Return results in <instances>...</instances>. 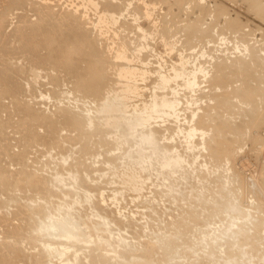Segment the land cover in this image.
<instances>
[{
    "label": "rangeland",
    "instance_id": "obj_1",
    "mask_svg": "<svg viewBox=\"0 0 264 264\" xmlns=\"http://www.w3.org/2000/svg\"><path fill=\"white\" fill-rule=\"evenodd\" d=\"M93 2L95 3L93 4ZM88 6H90V9ZM84 9H86V11ZM135 25L138 26L136 27ZM246 35L248 37H246ZM241 38L249 41V44L246 40L245 42ZM243 44L247 45V47L249 48H247ZM250 48L258 50H250ZM261 49L263 50V52ZM249 51H251L252 53L255 52V56L254 54L252 55V53H250ZM225 52H227L228 54ZM241 52H246L245 56L247 55L250 60L252 59L251 57L254 56L253 58L255 59H252L254 61H247L249 59H246L247 56L243 57L244 53L242 54L243 56H240ZM128 53L130 56H127ZM238 56L239 58H237ZM263 56L264 0H0V217L1 219L3 217L6 218L2 220L0 219V248L2 247V250L0 249V254L4 252L1 255L4 257L6 255V252L10 253L6 255L8 258L6 256L4 257L6 259H2V257L0 256V258L2 259H0V264H10V261L12 262L11 264H16V261L14 260L12 254H14V257L17 255L15 259L19 260H17L18 264L23 260L21 262L22 264L25 260H27V257L25 258V256H27L30 251L34 255H32L31 253V255H28V260L25 262L26 264H31L33 262V264H37V260L39 262L38 264L42 262H46L47 264L48 261L49 264H64V262H66L65 264H83V262L84 264H90V262L91 264H93L92 262L96 261L97 254L98 258L100 255L102 256V254H104L102 257L103 260H101V257L99 259V261L101 260L103 264L105 262V264H109L110 262H114L115 264V260H117V262L119 261L118 258H120V262H122L123 264H133V262L134 264H137L135 263V260L137 262L138 256L140 254L141 258H139L140 260H138V264H142V261L143 264H152L153 262V264H158V262H161L159 264H204V262L205 264H222V258L227 256L225 253L231 251L229 248H226L225 243V241L228 242L229 240H232V227L231 225H229V223L235 217L234 214H236V212L231 211V207L234 205V202H236L235 204H237L238 206L240 204V200V207H246V205H249L252 197V193L249 187L251 186V184H249V181H253L254 179L252 180V178H256L255 173L257 172L256 175H258L260 171L262 172H260L261 177L264 178V141L262 143L260 142V140H264L263 120L258 118L259 121H256V124L259 126V128L258 126L254 125L252 126L251 130L253 129V127L255 128V130L253 129L252 132L250 131V124H252L250 122H252L253 115L257 111L259 114L262 111L264 112V101L262 102V100H264V97H261V95L264 96V64H262L264 62ZM228 58H230V60ZM206 59L209 61L206 62ZM238 59L241 60V64L243 65L238 64L240 63ZM128 60L131 61L129 62ZM235 60H238V65L236 64ZM242 60L252 65L248 66L246 62H244V65V63H242ZM228 61H232V64ZM112 62H114V65ZM256 62L258 64L260 63L261 65L256 64ZM116 63L120 65L118 66ZM219 64L222 66V68L225 64L229 65L228 67H230L229 69L226 65L224 66L223 70L227 68L224 75V71L221 68L223 72H221V74L223 75H221V79L217 77L220 75V72L214 71L216 69H219L217 67ZM257 65L260 70H258ZM231 66L233 69H231ZM24 67L25 69H23ZM198 67L199 69H197ZM108 69H110V72ZM200 69L202 70V72H200ZM237 69L238 73L240 72L239 75L237 72H235ZM242 69L245 71L246 69H248V73H243L244 71ZM117 70H119V74H116ZM228 70L232 72V76L230 74V71ZM134 72L136 73L135 75ZM201 73H204L206 77ZM205 73L208 75H206ZM226 73L228 74L226 75ZM194 74H197V76L195 77ZM225 75L226 77H224ZM227 76L228 79H226ZM212 77H214L215 79L217 78L218 80H216L218 82L216 80L214 81ZM192 78L195 80H192ZM209 81L213 82V84H210ZM188 82H190V84ZM181 83H183V85L185 86L183 87ZM192 83L196 84L192 85ZM126 84H129V86ZM197 85L199 87V90ZM193 86L195 87L193 88ZM130 87L131 89H128ZM188 87H190V89ZM203 87L205 88L203 89ZM218 88L222 89L218 90ZM191 90H193L194 92H192ZM236 90L249 91L250 93L258 91V93L262 92L263 94L261 93L260 95L256 92L257 95L261 98L260 99L256 96V93L255 95L253 93V97H251V99H253H250V102L253 101V110L256 109V112L253 111L254 113H252L249 110H243V117H241L242 113L238 115L242 119L240 118L241 122H238L240 121L239 118V120H236L239 123H237L236 125H238L239 127L237 128L235 126V129H233V131H235L234 133L239 131L243 134V136L241 134L242 137L237 141L235 140L236 143H234V146L232 147L233 153L231 152L227 154L228 161L225 160V155L224 157H222V159L220 158L221 160L217 159L216 163L214 161H216V153L219 152V145L217 143L218 146L216 145V148L214 149L216 152H212V147L214 146V141L216 139V136L213 137V132L216 128L214 124L217 125L218 121L223 118L222 115H226L227 111L229 112V110L232 109L231 107H233L231 106L232 104L230 105V103V106L224 104V106L217 107V99L219 98L220 100H224V96L229 97V94L232 95V93ZM168 92L169 95L167 94ZM124 93L127 94V96L124 95ZM222 93H225L227 95L224 94V96L222 97ZM219 94L222 98L219 97ZM192 97L194 98L192 99ZM213 97L216 98L214 99ZM203 98L204 100L205 98L207 99L204 101ZM254 98L259 101V105L257 101V104H253L255 103ZM155 99L157 101L159 100L160 102L154 101ZM165 99H167L168 102ZM172 100L174 102H178L180 100V103H174ZM189 100L190 102H188ZM155 102L161 103L160 107H157L155 105ZM107 103L109 104V106L107 105ZM168 103H170L171 105H168ZM262 103L263 105H260ZM172 104H174V106ZM176 104L177 106L179 105L178 107L181 109H179ZM233 104L236 105L235 102ZM139 107L140 110L138 109ZM197 107L200 110H198ZM223 107L228 110H223L225 109ZM261 107L263 110L261 109ZM162 108L164 109V111ZM116 109L118 112H116ZM167 109L169 113L167 112ZM259 109L261 110L259 111ZM89 110L90 112H88ZM176 110L179 111L177 112ZM130 111L131 114L129 115ZM194 111L196 113L193 114ZM197 111H199V113H197ZM218 112H222V114L220 115L222 118L219 117ZM245 112L250 116H246ZM148 113L150 114L148 115ZM262 114V117L264 118V113ZM262 114H260V117ZM173 115L175 117H178L175 118ZM193 116L195 119L193 118ZM67 117L69 118L67 119ZM132 119L133 121L131 122ZM143 120L145 124H143ZM189 120H192V123ZM260 120L262 124H260ZM138 123H140V125ZM188 124L191 126H189ZM193 124L197 130H195ZM245 124L247 126V129L249 128L247 131V133H249V136L247 134V136L244 135L246 128ZM240 127L244 129L242 130ZM183 128H185V133ZM148 129L150 130L147 132ZM181 129L183 131H181ZM239 129H241L242 131ZM259 129H261L262 131ZM151 131L154 132V135ZM146 132L153 137L149 136ZM181 132L184 134H182ZM207 132H210V136ZM186 133H189V135H187ZM143 134L144 138H142ZM201 134L204 135L202 136ZM207 135L211 137V139H208ZM257 135H260L261 138L257 137ZM183 136L185 137L183 138ZM244 136L247 140L248 137L249 139H253L252 141H247ZM148 137H150L151 140ZM256 137L257 139L255 140L254 138ZM140 138L142 139L140 140ZM147 138L149 140H147ZM152 138H154V140ZM203 139L206 142H204ZM207 139L209 140L208 143ZM199 141L201 143H199ZM255 142L257 144H255ZM145 143H148L147 146ZM150 143L151 146L149 147ZM193 144L196 146H194ZM200 144L202 148H200ZM192 145L195 148H192ZM209 145H212V147L210 148ZM203 149H205L206 152H204ZM152 151H155V153H153ZM166 153H168L167 157ZM162 154L165 156H163ZM213 154L214 156H212ZM239 154L243 157H241ZM171 155L173 160L174 157L177 156L175 157V162L171 159ZM230 157H232L233 159ZM166 158L169 159L168 162ZM188 159L190 161H188ZM223 159L224 161H222ZM163 160L166 162H164ZM170 161L172 162V164ZM257 161L260 163L258 164ZM212 163L214 165L216 164V168ZM217 164L221 165L218 167ZM239 164H242L243 166L245 164L244 167H246L247 170ZM234 170H236V173L239 171L237 174H239L240 176L237 175V177L236 174L233 173ZM128 175L131 177H129ZM242 176L244 177V179L242 180H247L246 183L244 182L245 185L239 182L242 181ZM236 177L238 179L240 177L241 178L238 181ZM23 178L25 181L23 180ZM30 178L32 179L30 180ZM229 179L231 182L229 181ZM195 183L196 185H194ZM232 183L235 185H233ZM240 184L242 185L241 187L239 186ZM202 186L205 188H203ZM21 187L23 188L21 189ZM87 187L90 191H85L87 190ZM138 187H140V189ZM236 187L238 189L240 188L241 190H236ZM243 189H247L245 192H250L251 194L247 193V195L245 193V195H247L245 196ZM234 192H236L237 195H235ZM233 194L235 196H233ZM88 195L91 197H89ZM240 196L242 197V199ZM243 196L245 199L243 198ZM74 198L78 200L76 201ZM69 200H71V205L68 203L70 202ZM74 202H76V204ZM41 205L43 206L41 207ZM71 207L73 209H71ZM17 209L20 214L16 213V215H14ZM34 209L39 211H35ZM19 210L21 212L26 211L25 213H29L28 215L31 214L30 217L25 213H22V216H20L21 212ZM68 210L72 211L69 213ZM34 211L35 213H33ZM40 211L43 212L41 213V216L40 214H38V212L40 213ZM51 212L52 214L55 213L53 214V217ZM44 213L46 216H42ZM72 213L75 215H73ZM71 214L77 217H75L76 220ZM191 214L193 218L191 217ZM59 215L61 216V219L59 218ZM15 216H18L22 219L23 217H25L23 220H20L19 218V222L22 227L19 222L15 221L18 220V217L16 218ZM70 216L73 221L69 219ZM39 217H44L43 219H41L43 220V222H45L42 223V220H40ZM53 218L54 221L58 220V222L60 223L58 224V222L55 221V224ZM103 218H106V220ZM77 219H81L82 221H78ZM178 219L181 223V226L177 221ZM195 219H197L196 223L194 221ZM25 220L28 221L26 222ZM173 220H175L176 224H173ZM183 220L186 221L184 222ZM3 221H6V223H4ZM75 221L77 222V224H74L76 223ZM85 221H87L88 223ZM89 221H91L93 224ZM116 221H119V223H116ZM48 222L52 227L48 224ZM168 222H170V225H168ZM177 222L179 223V226ZM38 223L39 225H35ZM52 223H54V225ZM85 223H87L89 227L88 225H85ZM95 223L97 224V226L99 223L98 227L100 230H98V227ZM186 223L189 225H186ZM94 224L96 227L94 226ZM6 225L11 229L8 228V231L5 230L4 228L6 227ZM15 225L16 228H13L14 232H10V230H12V227H15ZM34 225L36 227H40L36 228ZM41 225L42 227H44L42 228ZM55 225H59L60 227H56ZM65 225L68 227L76 226V228L80 225V228L78 229L79 231L77 229H73L74 231H76L75 233L78 235V237L76 236L70 241L66 236V232L69 228L67 229ZM174 225L175 228H173ZM47 226L48 229H46V231L45 228H47ZM54 226L55 229L57 228V230L53 229ZM101 226L104 227V230L103 228L101 230ZM1 227L3 228L1 229ZM49 227L54 230V233L51 232L52 230H50ZM81 227L83 232L82 235L79 236ZM86 227L87 229H89L87 230ZM127 227L129 230L127 229ZM176 227H178V230L176 229ZM39 228L44 229H41V232L43 231L45 233H41ZM59 228L62 229V232H65L61 233V230H59ZM16 229L19 232L15 231ZM20 230L24 231L25 234ZM9 232L10 236L7 235ZM12 232L15 234L19 233V237L17 234L16 236L15 234L11 235ZM28 232H30L31 237ZM59 232L61 234H59ZM87 233H90V236L89 234L86 236ZM174 233H176V235ZM20 234H22V236H29H26L25 239L24 236L22 237ZM51 234L56 238V243L53 240L54 237ZM83 234L87 238H83ZM32 235H36L33 237V243L31 242ZM20 237H22L24 241H21ZM47 237H49L53 242H49V238ZM28 238L31 240H29ZM58 238L59 241L61 239L60 242H62V244L67 246L66 248L64 245L61 246L60 242L57 241ZM14 239L17 242H19L20 240V242L16 243ZM45 239H47V243L45 242ZM81 239H84V241H82ZM27 240H29V243H32L33 245L30 246L31 244L25 243L27 242ZM98 240H100L101 243ZM164 240L166 243L163 242ZM73 241L75 242L74 246L72 244ZM80 241H82L83 243H81ZM222 241L223 243H221ZM63 242L68 244H65ZM70 242L72 245L70 244ZM22 243L23 245H21ZM39 243H41L42 245ZM189 243L193 247H190V245H188ZM216 243L222 245L218 246V244ZM17 244H19L18 247ZM2 245L5 246V248ZM172 246H174V248ZM17 248H20L19 251H17ZM45 248H47L48 251H46L47 249ZM74 248L75 250H73ZM159 248L160 250H158ZM161 248L163 250H161ZM225 248L226 250H224ZM14 249L15 251H17L16 255L14 253ZM40 250H42L43 253H40L44 255V257H41L42 255H39ZM50 250L53 252L52 255ZM72 250H77L76 253H78L73 255V253L75 252H73ZM122 250L125 252H122ZM32 251H37L36 254H38V256H36ZM90 251L94 254L92 255ZM126 251H129L128 254L126 253ZM176 251L179 253H177ZM118 252H121V254H119ZM145 252L147 253V255L150 253L151 255L153 254V257L149 255L146 256L147 259H145ZM17 253L20 254L18 255ZM25 253H27V255H25ZM49 253L51 256L49 255ZM64 253H66L68 257ZM86 253H91V255H88ZM123 253H125V256ZM156 253L157 255H155ZM187 253L190 255L188 256ZM23 254L24 256H20ZM107 254H110L109 256H114L111 257V261L108 259L110 257ZM116 254L119 255L116 256ZM131 254L134 256H132ZM85 255H88V257L91 256L93 260L95 259V261H89L91 260V258H87ZM120 255H122V258ZM197 255L201 257L199 258ZM71 256L78 258V261L80 259V263L75 258L72 261L71 259L73 257ZM105 256L109 261L106 260ZM123 256L126 257L125 260ZM128 256V260L130 263L126 260ZM218 256H220V258ZM23 257L25 259H23ZM54 257L57 258L54 259ZM158 257L161 259H159ZM38 258L42 259L40 260ZM7 259H10L9 263ZM60 260H62V263ZM74 260L77 262L74 263ZM13 261L15 262L13 263ZM99 261L97 260V263L94 264H102L100 263L101 261ZM120 262L119 264H122Z\"/></svg>",
    "mask_w": 264,
    "mask_h": 264
},
{
    "label": "bare ground",
    "instance_id": "obj_2",
    "mask_svg": "<svg viewBox=\"0 0 264 264\" xmlns=\"http://www.w3.org/2000/svg\"><path fill=\"white\" fill-rule=\"evenodd\" d=\"M127 1H128V0H127ZM140 1H141V0H140ZM89 3H90V2H89ZM94 3H95V2H93V4H94ZM82 5H83V4H82ZM95 5H96V4H95ZM124 6H125V5H124ZM85 7H86V5H85ZM88 7H89V9H90V6H88ZM81 8H82V7H81ZM83 8H84V7H83ZM91 8H92V7H91ZM84 10L86 11V9H84ZM210 10H211V9H210ZM91 11H92V10H91ZM99 12H100V11H99ZM210 12H211V11H210ZM108 14H109V13H108ZM99 15H100V14H99ZM106 16H107V15H106ZM95 18H96V17H95ZM103 18H104V17H103ZM134 18H135V17H134ZM105 19H106V18H105ZM105 19H104V20H105ZM113 19H114V17H113ZM113 19H112V20H113ZM98 20H99V19H98ZM101 20H102V19H101ZM109 20H110V19H109ZM115 20H116V19H115ZM213 20H214V19H213ZM96 21H97V20H96ZM133 21H134V20H133ZM216 21H217V20H216ZM105 22H106V21H105ZM111 22H112V21H111ZM218 22H219V21H218ZM99 23H100V22H99ZM212 23H213V22H212ZM110 24H111V23H110ZM116 24H117V23H116ZM228 24H229V23H228ZM135 26H136V25H135ZM137 26H138V25H137ZM137 26H136V27H137ZM210 26H211V25H210ZM230 26H231V25H230ZM106 27H108V26H106ZM227 27H229V26H227ZM103 28H104V27H103ZM112 28H113V27H112ZM121 28H122V27H121ZM134 28H135V27H134ZM210 28H211V27H210ZM231 28H232V27H231ZM96 29H97V28H96ZM131 29H132V28H131ZM205 29H206V28H205ZM208 29H209V28H208ZM218 29H219V28H218ZM227 29H228V28H227ZM242 29H243V28H242ZM113 30H114V29H113ZM210 30H211V29H210ZM225 30H226V29H225ZM228 30H229V29H228ZM109 31H110V30H109ZM111 31H112V30H111ZM208 31H209V30H208ZM232 31H233V30H232ZM98 32H99V31H98ZM98 32H97V33H98ZM234 32H235V31H234ZM219 33H220V32H219ZM100 34H101V32H100ZM100 34H99V35H100ZM109 34H112V33H109ZM212 34H214V33H212ZM236 34H237V33H236ZM246 34H247V33H246ZM138 35H139V34H138ZM147 35H148V34H147ZM200 35H201V34H200ZM231 35H232V33H231ZM237 35H238V34H237ZM244 35H245V34H244ZM116 36H117V35H116ZM250 36H251V35H250ZM135 37H136V36H135ZM204 37H206V36H204ZM209 37H210V36H209ZM211 37H212V36H211ZM227 37H228V35H227ZM227 37H226V38H227ZM241 37H242V36H241ZM246 37H248V36L246 35ZM132 38H133V37H132ZM198 38H199V36H198ZM219 38H221V37H219ZM230 38H231V37H230ZM29 39H30V38H29ZM130 39H131V38H130ZM136 39H137V38H136ZM149 39H150V38H149ZM239 39H240V38H239ZM241 39H243V38H241ZM252 39H253V38H252ZM143 40H144V39H143ZM143 40H142V41H143ZM243 40H244V39H243ZM245 40H246V39H245ZM245 40H244V41H245ZM132 41H133V40H132ZM147 41H148V40H147ZM219 41H220V40H219ZM237 41H238V40H237ZM246 41H247V40H246ZM246 41H245V42H246ZM252 41H253V40H252ZM28 42H29V41H28ZM225 42H226V41H225ZM241 42H242V41H241ZM248 42H249V41H247V43H248ZM257 42H258V41H257ZM129 43H130V40H129ZM201 43H202V42H201ZM237 43H239V42H237ZM121 44H122V43H121ZM134 44H135V43H134ZM142 44H143V43H142ZM226 44H227V43H226ZM248 44H249V43H248ZM29 45H30V44H29ZM143 45H144V44H143ZM240 45H241V44H240ZM243 45H245V44H243ZM110 46H111V45H110ZM140 46H141V45H140ZM218 46H219V45H218ZM245 46L247 47V45H245ZM116 47H117V46H116ZM116 47H115V48H116ZM123 47H124V46H123ZM207 47H208V46H207ZM240 47H241V46H240ZM219 48H220V47H219ZM226 48H227V47H226ZM247 48H249V47H247ZM251 48H252V47H251ZM251 48H250V50H255V49H251ZM254 48H255V47H254ZM113 49H114V48H113ZM127 49H129V48H127ZM146 49H147V48H146ZM142 50H143V49H142ZM186 50H187V49H186ZM257 50H258V49H257ZM257 50H255V51H257ZM261 50H262V49H261ZM127 51H128V50H127ZM150 51H151V50H150ZM200 51H201V50H200ZM245 51H247V50H245ZM124 52H125V51H124ZM131 52H132V51H131ZM205 52H206V51H205ZM227 52H228V51H227ZM227 52H225V53H227ZM249 52L252 53L251 51H249ZM260 52H261V51H260ZM260 52H259V53H260ZM262 52H263V50H262ZM110 53H111V52H110ZM112 53H113V52H112ZM120 53H122V52H120ZM139 53H140V52H139ZM157 53H158V52H157ZM203 53H204V52H203ZM220 53H221V52H220ZM220 53H219V54H220ZM237 53H238V52H237ZM243 53H244V52H241L240 56H243V55H242ZM254 53H255V52H254ZM254 53H252V55H253ZM117 54H118V53H117ZM154 54H155V53H154ZM198 54H199V53H198ZM227 54H228V53H227ZM227 54H226V55H227ZM245 54H246V52L244 53V56H243V57H246V56H247V55L245 56ZM248 54H249V53H248ZM122 55H123V54H122ZM138 55H139V54H138ZM212 55H213V54H212ZM233 55H234V54H233ZM250 55H251V54H250ZM250 55H249V56H250ZM113 56H114V55H113ZM127 56H130L129 53H128ZM224 56H225V55H224ZM254 56H255V54H254ZM254 56H253V57H254ZM257 56H258V55H257ZM124 57H125V56H124ZM132 57H133V56H132ZM139 57H140V56H139ZM144 57H145V56H144ZM213 57H214V56H213ZM253 57H251V58H252V59H255V58H253ZM260 57H261V56H260ZM263 57H264V56H263ZM115 58H116V56H115ZM119 58H120V55H119ZM146 58H147V57H146ZM192 58H193V57H192ZM192 58H191V59H192ZM221 58H222V57H221ZM224 58H225V57H224ZM230 58H231V57H230ZM230 58H228V59L230 60ZM237 58H239V56H238ZM237 58H235V59H237ZM247 58H248V56L246 57V59H247ZM257 58H258V57H257ZM117 59H118V58H117ZM136 59H137V58H136ZM240 59H241V58H240ZM248 59H249V58H248ZM252 59H251V60H252ZM204 60H205V59H204ZM214 60H215V59H214ZM216 60H217V59H216ZM221 60H222V59H221ZM232 60H234V59H232ZM238 60H239V59H238ZM238 60H235V61H236V64H237ZM251 60L249 59V60H247V61H251ZM128 61H129V60H128ZM130 61H131V60H130ZM130 61H129V62H130ZM208 61H209V60L206 59V62H208ZM239 61H240V63H238V64L243 65V64H241V60H239ZM242 61H243V60H242ZM252 61H254V60H252ZM260 61H262V60H260ZM8 62H9V61H8ZM13 62H14V61H13ZM134 62H135V61H134ZM160 62H162V61H160ZM180 62H181V61H180ZM204 62H205V61H204ZM228 62L232 64V61H231V62L228 61ZM228 62H226V63H228ZM244 62H246V61H243L242 63H244ZM257 62H258V60H257ZM257 62H256V64H258ZM11 63H12V62H11ZM112 63H113V65H114V62H112ZM249 63H251V62H249ZM261 63H262V62H261ZM116 64H117V63H116ZM116 64H115V65H116ZM123 64H124V63H123ZM132 64H133V63H132ZM154 64H155V63H154ZM209 64H210V63H209ZM231 64H230V65H231ZM234 64H235V63H234ZM238 64H237V65H238ZM246 64H248V63L246 62ZM262 64H264V62H263ZM11 65H12V64H11ZM15 65H16V64H15ZM113 65H112V66H113ZM117 65L119 66L120 64H117ZM125 65H126V64H125ZM125 65H124V66H125ZM135 65H136V64H135ZM201 65H202V64H201ZM210 65H211V64H210ZM225 65H226V64H225ZM225 65H224V66H225ZM237 65H236V66H237ZM240 65H239V66H240ZM244 65H245V63H244ZM249 65H252V64H248V66H249ZM258 65H261V64L259 63ZM258 65H257V68H258ZM121 66H122V65H121ZM121 66H120V67H121ZM216 66H217V65H216ZM224 66H223V68H224ZM226 66L228 67L229 65H226ZM233 66H234V65H233ZM236 66H235V68H236ZM262 66H263V65H262ZM32 67H33V66H32ZM126 67H127V66H126ZM138 67H139V66H138ZM217 67H218L219 69H218V70L216 69V70H214V71H219V72H220V75H219V76H217L218 74L216 73V74H217L216 76L220 78V77H222V76L225 74V72H226L225 70H227V68H225V70H223V68H222V66H221L220 64H219ZM131 68H132V67H131ZM142 68H143V67H142ZM221 68H222V70L224 71V73L222 72ZM228 68L230 69V67H228ZM243 68H245V67H243ZM255 68H256V66H255ZM23 69H25V67H24ZM125 69H126V68H125ZM186 69H187V68H186ZM195 69H196V68H195ZM195 69H194V70H195ZM197 69H199V67H198ZM231 69H233L232 66H231ZM250 69H251V67H250ZM34 70H35V69H34ZM108 70H109V72H110V69H108ZM119 70H120V69H119ZM119 70H117L116 74H119V73H118ZM171 70H172V69H171ZM203 70H204V69H203ZM240 70H241V69H240ZM242 70H243V69H242ZM258 70H260V69L258 68ZM262 70H263V69H262ZM262 70H261V71H262ZM32 71H33V70H32ZM130 71H131V69H130ZM196 71H198V70H196ZM228 71H230V70H228ZM243 71H244V72H243ZM243 71H242L243 73H246V72L248 71V69H246V71H245V70H243ZM20 72H21V71H20ZM24 72H25V71H24ZM28 72H29V71H28ZM34 72H35V71H34ZM175 72H176V71H175ZM184 72H185V71H184ZM200 72H202L201 69H200ZM203 72H204V71H203ZM219 72H218V73H219ZM221 72L223 73V75L221 74ZM233 72H234V70H233ZM235 72L238 73V69H237ZM37 73H38V72H37ZM120 73H121V71H120ZM131 73H132V72H131ZM181 73H182V72H181ZM194 73H195V72H194ZM209 73H210V72H209ZM239 73H240V72H239ZM239 73H238V75H239ZM247 73H248V72H247ZM38 74H39V73H38ZM124 74H125V73H124ZM135 74H136V73L134 72V75H135ZM138 74H139V73H138ZM138 74H137V75H138ZM140 74H141V72H140ZM174 74H175V73H174ZM185 74H186V73H185ZM185 74H184V75H185ZM188 74H189V73H188ZM192 74H193V73H192ZM201 74H202V73H201ZM205 74H206V73H205ZM227 74H228V73H226V75H227ZM230 74H231V76L233 75L231 71H230ZM30 75H31V74H30ZM134 75H133V76H134ZM145 75H146V74H145ZM172 75H173V74H172ZM184 75H183V76H184ZM186 75H187V74H186ZM194 75H195V77L197 76V74H194ZM202 75H204V73H203ZM206 75H208V74H206ZM221 75H222V76H221ZM226 75H225L224 77H226ZM241 75H242V74H241ZM241 75H240V76H241ZM243 75H244V74H243ZM247 75H249V74H247ZM247 75H246V76H247ZM35 76H36V75H35ZM116 76H117V75H116ZM120 76H121V75H120ZM127 76H128V75H127ZM142 76H143V75H142ZM165 76H167V75H165ZM177 76H179V75H177ZM177 76H176V78H177ZM180 76H181V74H180ZM188 76H190V75H188ZM204 76H205V75H204ZM204 76H203V77H204ZM212 76H214V75H212ZM216 76H215V77H216ZM244 76H245V75H244ZM253 76H254V75H253ZM255 76H256V74H255ZM257 76H258V75H257ZM30 77H31V76H30ZM121 77H122V76H121ZM129 77H130V76H129ZM160 77H161V76H160ZM205 77H206V76H205ZM233 77H234V76H233ZM33 78H34V77H33ZM118 78H119V77H118ZM131 78H132V77H131ZM133 78H134V77H133ZM140 78H141V77H140ZM161 78H162V77H161ZM165 78H166V77H165ZM171 78H172V77H171ZM171 78H170V79H171ZM174 78H175V77H174ZM183 78H184V77H183ZM183 78H182V79H183ZM186 78H187V77H186ZM250 78H251V77H250ZM259 78H260V77H259ZM262 78H263V77H262ZM120 79H121V78H120ZM158 79H159V78H158ZM190 79H191V78H190ZM212 79L215 81L217 78L215 79L214 77H212ZM220 79H221V78H220ZM222 79H224V78H222ZM226 79H228V76H227ZM237 79H238V77H237ZM132 80H133V79H132ZM141 80H142V79H141ZM164 80H166V79H164ZM175 80H176V79H175ZM192 80H195V79L192 78ZM217 80H218V79H217ZM217 80H216V81H217ZM143 81H144V80H143ZM167 81H168V79H167ZM187 81H188V80H187ZM196 81H197V80H196ZM204 81H205V80H204ZM219 81H220V80H219ZM222 81H223V80H222ZM235 81H236V80H235ZM124 82H125V81H124ZM178 82H179V81H178ZM178 82H177V83H178ZM185 82H186V80H185ZM191 82H194V81H191ZM209 82H210V84H213V82H211V81H209ZM217 82H218V81H217ZM121 83H122V82H121ZM136 83H137V81H136ZM155 83H156V82H155ZM160 83H161V81H160ZM169 83H170V82H169ZM188 83L190 84V82H188ZM188 83H187V84H188ZM200 83H201V82H200ZM203 83H204V82H203ZM226 83H227V81H226ZM139 84H140V83H139ZM165 84H166V83H165ZM171 84H172V83H171ZM179 84H180V83H179ZM181 84L183 85V83H181ZM184 84H185V83H184ZM195 84H196V83H195ZM195 84L192 83V85H195ZM197 84H198V82H197ZM210 84H209V85H210ZM223 84H224V83H223ZM234 84H235V83H234ZM238 84H239V83H238ZM243 84H244V82H243ZM123 85H124V84H123ZM126 85L129 86V84H126ZM130 85H131V84H130ZM209 85H208V86H209ZM215 85H216V84H215ZM219 85H220V84H219ZM159 86H160V85H159ZM164 86H165V85H164ZM167 86H168V85H167ZM173 86H174V85H173ZM177 86H178V85H177ZM184 86H185V85H183V87H184ZM187 86H188V85H187ZM242 86H243V85H242ZM119 87H120V86H119ZM190 87H191V86H190ZM190 87H188V88L190 89ZM194 87H195V86H193V88H194ZM197 87H198V85H197ZM197 87H196V88H197ZM211 87H212V86H211ZM227 87H228V86H227ZM230 87H231V86H230ZM123 88H124V87H123ZM126 88H127V87H126ZM126 88H125V89H126ZM137 88H138V87H137ZM178 88H179V87H178ZM181 88H182V87H181ZM204 88H205V87H203V89H204ZM234 88H235V87H234ZM236 88H237V87H236ZM242 88H243V87H242ZM261 88H262V87H261ZM128 89H131V87L128 88ZM134 89H135V87H134ZM139 89H140V88H139ZM214 89H215V88H214ZM219 89H222V88H218V90H219ZM232 89H233V88H232ZM251 89H252V88H251ZM263 89H264V88H263ZM136 90H137V89H136ZM141 90H142V89H141ZM181 90H182V89H181ZM198 90H199V87H198ZM211 90H212V88H211ZM215 90H216V89H215ZM226 90H227V89H226ZM114 91H115V90H114ZM123 91H124V90H123ZM129 91H130V90H129ZM134 91H135V90H134ZM152 91H153V90H152ZM173 91H175V90H173ZM191 91L194 92L193 90H191ZM220 91H221V90H220ZM237 91H238V90H236L235 92L232 91L233 93L231 92L232 95L229 94V97H228V96L225 97V96H224L225 93H222V94H223L222 97L224 96V97H223L224 100H220L219 98L217 99V107L224 106V104L229 105V103H230V105L232 104L231 106H233V107H231L232 109L229 110V112L227 111V114H226V115H222L223 118L220 116V115L222 114V112H221V113L218 112V113H219V117L222 118V119H221L220 121H218L217 125L214 124V126H215L216 128H215V130H214V132H213V134H214L213 137L216 136V137H215L216 139H215V141H214V142H215V143H214V146H213V147H212V145H211V146L209 145V146H210V148L212 147V150H213L212 152H214V151H215L214 149L216 148L217 143H218V145H219V147H218V148H219V152L216 153V155H215V159H216V161H214V162H216V163H217V159L221 160L222 157H224L225 155H226V159H225V160L228 161V159H227V156H228V155H227V154H229V153L232 152V147L234 146V143H236V141H237L238 139H240V138L243 136V134H242L241 132L238 131V132L234 133L235 131H233V129H235V126H236L237 128L239 127V126L236 125V124H237L238 122H241V119H242L241 117H243V113H244L243 110H249V111L252 112V113H254L253 111L256 112V109L253 110V107H254V106H252V102H253V101L250 102V99H251V97H253V93H254V95H255V93H256V92L258 93V91H256V92H255V91H254V92L252 91L253 93H250L249 91H238V92H237ZM76 92H77V91H76ZM78 92H79V91H78ZM121 92H122V91H121ZM121 92H120V93H121ZM171 92H172V91H171ZM187 92H188V91H187ZM187 92H186V93H187ZM189 92H190V91H189ZM195 92H197V91H195ZM202 92H203V91H202ZM120 93H119V94H120ZM176 93H177V92H176ZM205 93H206V92H205ZM209 93H210V92H209ZM214 93H215V92H214ZM226 93H227V92H226ZM257 93H256V96L259 97V96L257 95ZM261 93H262V92H260V93H258V94L261 95ZM107 94H108V93H107ZM128 94H129V93H128ZM132 94H134V93H132ZM150 94H151V93H150ZM167 94L169 95V92H168ZM188 94H189V93H188ZM188 94H187V95H188ZM206 94H207V93H206ZM220 94H221V93H220ZM220 94H219V97H221ZM227 94H228V93H227ZM227 94H225V95H227ZM262 94H263V93H262ZM124 95L127 96V94H125V93H124ZM173 95H174V94H173ZM183 95H184V94H183ZM210 95H211V94H210ZM230 95H231V96H230ZM114 96H115V95H114ZM120 96H121V95H120ZM155 96H157V95H155ZM163 96H164V95H163ZM177 96H178V95H177ZM190 96H191V95H190ZM215 96H216V94H215ZM117 97H118V96H117ZM165 97H166V96H165ZM180 97H181V96H180ZM180 97H179V98H180ZM209 97H210V96H209ZM222 97H221V98H222ZM261 97L263 98L264 96L261 95ZM76 98H77V97H76ZM79 98H80V97H79ZM81 98H82V97H81ZM84 98H85V97H84ZM87 98H88V97H87ZM125 98H126V97H125ZM162 98H163V97H162ZM184 98H185V97H184ZM189 98H190V97H189ZM189 98H188V99H189ZM193 98H194V97H192V99H193ZM195 98H196V96H195ZM213 98H214V97H213ZM215 98H216V97H215ZM215 98H214V99H215ZM230 98H231V99H230ZM259 98H260V97H259ZM120 99H122V98H120ZM157 99H158V98H157ZM160 99H161V98H160ZM177 99H178V98H177ZM206 99H207V98H205V100H206ZM229 99H230V101H229ZM233 99H234V100H233ZM252 99H253V98H252ZM252 99H251V100H252ZM260 99H261V98H260ZM260 99H259V100H260ZM165 100H167V99H165ZM183 100H184V99H183ZM203 100H204V98H203ZM205 100H204V101H205ZM208 100H209V99H208ZM232 100H233V101H232ZM254 100H255V103H253V104H257V103L259 102V101H258L257 99H255V98H254ZM77 101H78V100H77ZM110 101H111V100H110ZM110 101H108V102H110ZM115 101H116V100H115ZM121 101H122V100H121ZM154 101L158 102L159 100L157 101V100L155 99ZM163 101H164V100H163ZM172 101H173V100H172ZM175 101H176V99H175ZM179 101H180V100H179ZM179 101H178V102H179ZM195 101H196V100H195ZM195 101H192V102H195ZM201 101H202V100H201ZM256 101H257V103H256ZM263 101H264V100H262V102H263ZM91 102H92V101H91ZM101 102H102V101H101ZM106 102H107V100H106ZM112 102H113V100H112ZM119 102H120V100H119ZM156 102H155V105H156L157 107H160V104H161V103H156ZM159 102H160V101H159ZM167 102H168V100H167ZM167 102H166V103H167ZM170 102H171V101H170ZM173 102H174V101H173ZM173 102H172V103H173ZM178 102H174V103H178ZM186 102H187V101H186ZM188 102H190V100H189ZM234 102L236 103V105L233 104ZM260 102H261V101H260ZM98 103H99V102H98ZM115 103H116V102H115ZM117 103H118V102H117ZM179 103H180V102H179ZM213 103H215V102H213ZM263 103H264V102H263ZM263 103L260 104V105H263ZM121 104H122V103H121ZM163 104H164V103H163ZM169 104H170V103H168V105H169ZM186 104H187V103H186ZM186 104H185V105H186ZM191 104H193V103H191ZM202 104H203V103H202ZM205 104H206V103H205ZM86 105H87V104H86ZM107 105L109 106L108 103H107ZM107 105H106V106H107ZM110 105H111V104H110ZM112 105H113V104H112ZM124 105H125V104H124ZM144 105H145V104H144ZM147 105H148V104H147ZM149 105H150V104H149ZM165 105H166V104H165ZM165 105H164V106H165ZM170 105H171V104H170ZM172 105L174 106V104H172ZM196 105H197V104H196ZM230 105H229V106H230ZM258 105H259V103H258ZM258 105H257V108H258ZM106 106H105V107H106ZM151 106H152V105H151ZM153 106H154V105H153ZM162 106H163V105H162ZM176 106H177V104H176ZM176 106H175V108H176ZM178 106H179V105H178ZM178 106H177V107H178ZM182 106H184V105H182ZM187 106H188V105H187ZM197 106H198V105H197ZM208 106H209V104H208ZM255 106H256V105H255ZM263 106H264V105H263ZM263 106H262V107H263ZM102 107H103V106H102ZM110 107H111V106H110ZM125 107H126V106H125ZM144 107H146V106H144ZM144 107H142V108H144ZM217 107H216V108H217ZM262 107H261V109H262ZM85 108H86V107H85ZM95 108H96V107H95ZM100 108H101V107H100ZM107 108H108V107H107ZM178 108H179V107H178ZM195 108H196V107H195ZM207 108H208V107H207ZM223 108H225V107H223ZM88 109H89V108H88ZM111 109H112V108H111ZM113 109H114V108H113ZM135 109H137V108H135ZM138 109L140 110V107H139ZM147 109H148V108H147ZM158 109H159V108H158ZM162 109H163V108H162ZM171 109H172V108H171ZM179 109H181V108H179ZM197 109H198V107H197ZM217 109H218V108H217ZM220 109H221V108H220ZM261 109H259V111H260ZM97 110H98V109H97ZM108 110H109V109H108ZM133 110H134V108H133ZM139 110H138V111H139ZM144 110H145V109H144ZM174 110H175V109H174ZM194 110H195V109H194ZM198 110H200V109H198ZM212 110H213V109H212ZM221 110H222V109H221ZM223 110H228V109L225 108V109H223ZM262 110H263V109H262ZM111 111H112V110H111ZM123 111H124V110H123ZM126 111H127V110H126ZM126 111H125V112H126ZM146 111H147V110H146ZM163 111H164V109H163ZM165 111H166V110H165ZM176 111H177V110H176ZM176 111H175V112H176ZM178 111H179V110H178ZM178 111H177V112H178ZM185 111H186V110H185ZM214 111H215V110H214ZM81 112H82V111H81ZM86 112H87V111H86ZM88 112H90V110H89ZM99 112H100V111H99ZM116 112H118L117 109H116ZM132 112H134V111H132ZM167 112H168V109H167ZM170 112H172V111H170ZM186 112H187V111H186ZM223 112H224V111H223ZM121 113H122V112H121ZM140 113H141V111H140ZM156 113H157V112H156ZM158 113H159V112H158ZM164 113H165V112H164ZM168 113H169V112H168ZM179 113H180V112H179ZM189 113H190V112H189ZM191 113H192V111H191ZM194 113H196V112L194 111L193 114H194ZM197 113H199V111H197ZM241 113H242V116H241V117L238 116V115L241 114ZM245 113H246V112H245ZM262 113H264V112L262 111L260 114H262ZM85 114H86V113H85ZM92 114H93V113H92ZM106 114H107V113H106ZM123 114H124V113H123ZM130 114H131V111H130L129 115H130ZM145 114H146V112H145ZM149 114H150V113H148V115H149ZM151 114H152V113H151ZM175 114H176V113H175ZM184 114H185V112H184ZM193 114H192V115H193ZM250 114H251V113H250ZM260 114H259L258 111H257V112L254 114L255 116L253 115V117H252V115H251V117H252V122H250V123H252V124L249 123V124L251 125V127H250V125H249V127H250V131H251V132H252L253 129L255 130L254 127H253V129L251 130L252 126H254V125L258 126V125L256 124V123H257L256 121H259L258 118L261 119V120H263V124H264V118L262 117L263 114L261 115V117H260ZM137 115H138V114H137ZM141 115H142V114H141ZM154 115H155V114H154ZM160 115H161V114H160ZM164 115H165V114H164ZM167 115H168V114H167ZM171 115H172V114H171ZM200 115H201V114H200ZM208 115H209V114H208ZM236 115H237V116H236ZM247 115H249V114L246 113V116H247ZM70 116H71V115H70ZM126 116H127V114H126ZM133 116H135V115H133ZM138 116H139V115H138ZM173 116H174V115H173ZM201 116H202V115H201ZM203 116H204V115H203ZM212 116H213V115H212ZM216 116H217V115H216ZM249 116H250V115H249ZM249 116H248V117H249ZM89 117H90V116H89ZM116 117H117V116H116ZM123 117H124V116H123ZM148 117H149V116H148ZM148 117H147V119H148ZM155 117H156V116H155ZM174 117H175V116H174ZM176 117H178V116H176ZM176 117H175V118H176ZM191 117H192V116H191ZM244 117H245V116H244ZM68 118H69V117H67V119H68ZM80 118H81V117H80ZM80 118H78V119H80ZM92 118H93V117H92ZM99 118H100V117H99ZM101 118H102V117H101ZM136 118H137V117H136ZM141 118H143V117H141ZM141 118H140V119H141ZM144 118H145V117H144ZM157 118H158V117H157ZM163 118H164V117H163ZM189 118H190V117H189ZM193 118H194V116H193ZM238 118H239V119L241 118V119H240V121L237 122L236 120H237ZM246 118H247V117H246ZM45 119H46V118H45ZM47 119H48V118H47ZM49 119H50V118H49ZM90 119H91V118H90ZM110 119H111V118H110ZM122 119H123V118H122ZM126 119H127V118H126ZM130 119H131V118H130ZM138 119H139V118H138ZM191 119H192V118H191ZM194 119H195V118H194ZM198 119H199V118H198ZM215 119H216V118H215ZM218 119H219V118H218ZM239 119H238V120H239ZM248 119H249V118H248ZM103 120H104V119H103ZM103 120H102V121H103ZM107 120H108V119H107ZM128 120H129V118H128ZM162 120H163V119H162ZM213 120H214V119H213ZM244 120H245V119H244ZM250 120H251V119H250ZM261 120H260V122H261ZM69 121H70V120H69ZM73 121H74V120H73ZM81 121H82V120H81ZM84 121H85V120H84ZM132 121H133V119L131 120V122H132ZM146 121H147V120H146ZM189 121H191V123H192V120H189ZM216 121H217V120H216ZM85 122H86V121H85ZM89 122H90V120H89ZM109 122H110V121H109ZM124 122H125V121H124ZM134 122H135V121H134ZM134 122H133V123H134ZM194 122H195V121H194ZM199 122H200V121H199ZM51 123H52V122H51ZM79 123H80V122H79ZM118 123H119V122H118ZM126 123H128V122H126ZM146 123H147V122H146ZM187 123H188V122H187ZM215 123H216V122H215ZM258 123H259V122H258ZM87 124H88V123H87ZM90 124H91V123H90ZM105 124H106V123H105ZM112 124H113V123H112ZM136 124H137V123H136ZM138 124L140 125V123H138ZM143 124H145V123H144V120H143ZM149 124H150V123H149ZM176 124H177V123H176ZM189 124H190V123H189ZM189 124H188V125H189ZM194 124H195V123H194ZM194 124H193V126H194ZM238 124H239V123H238ZM260 124H262V122H261ZM73 125H74V124H73ZM115 125H116V124H115ZM117 125H118V124H117ZM134 125H135V124H134ZM146 125H147V124H146ZM201 125H202V124H201ZM201 125H200V126H201ZM240 125H241V124H240ZM87 126H89V125H87ZM118 126H119V125H118ZM124 126H125V125H124ZM144 126H145V125H144ZM178 126H179V125H178ZM184 126H185V125H184ZM189 126H191V125H189ZM189 126H188V127H189ZM193 126H192V127H193ZM196 126H197V124H196ZM200 126H199V128H200ZM245 126H246V124H245ZM245 126H244V127H245ZM256 126H255V127H256ZM261 126H262V125H261ZM261 126H260V127H261ZM115 127H116V126H115ZM132 127H133V126H132ZM138 127H139V126H138ZM173 127H174V126H173ZM204 127H205V126H204ZM204 127H203V128H204ZM129 128H130V127H129ZM134 128H136V127H134ZM176 128H177V126H176ZM179 128H181V127H179ZM194 128H195V126H194ZM240 128L242 129V127H240ZM256 128H257V127H256ZM258 128H259V126H258ZM57 129H58V128H57ZM126 129H127V128H126ZM187 129H188V128H187ZM205 129H206V128H205ZM210 129H211V128H210ZM241 129H239V130H241ZM243 129H244V128H243ZM243 129H242V130H243ZM248 129H249V128H248ZM248 129H247V126H246V128H245V134H244V135H246V134L248 135V134H249V133H247ZM261 129H262V128H261ZM261 129H259V130H261ZM124 130H125V129H124ZM131 130H132V129H131ZM149 130H150V129H148L147 132H148ZM161 130H162V129H161ZM163 130H164V129H163ZM177 130H180V129H177ZM183 130H184V133H185V128H183ZM183 130L181 129V131H183ZM192 130H193V129H192ZM195 130H197V129L195 128ZM206 130H207V129H206ZM237 130H238V129H237ZM242 130H241V131H242ZM256 130H257V129H256ZM153 131H154V130H153ZM159 131H160V130H159ZM167 131H168V130H167ZM200 131H202V130H200ZM204 131H205V130H204ZM204 131H203V133H204ZM210 131H212V130H210ZM261 131H262V130H261ZM126 132H127V131H126ZM130 132H131V131H130ZM147 132H146V133H147ZM151 132H152V131H151ZM155 132H156V131H155ZM177 132H178V131H177ZM191 132H192V131H191ZM198 132H199V131H198ZM198 132H197V133H198ZM112 133H113V132H112ZM132 133H133V132H132ZM152 133H153V135H154V132H152ZM152 133H151V134H152ZM158 133H159V132H158ZM158 133H157V134H158ZM179 133H180V131H179ZM181 133H182V132H181ZM184 133H182V134H184ZM205 133H206V132H205ZM207 133H208V132H207ZM209 133H210V132H209ZM209 133H208V134H209ZM124 134H125V133H124ZM147 134H148V133H147ZM147 134H146V137H147ZM157 134H156V135H157ZM160 134H161V132H160ZM186 134L189 135V133H186ZM186 134H185V135H186ZM241 134H242V136H241ZM148 135H149V134H148ZM156 135H155V136H156ZM197 135H198V134H197ZM201 135H202V134H201ZM203 135H204V134H203ZM203 135H202V136H203ZM247 135H246V136H247ZM250 135H251V134H250ZM262 135H263V134H262ZM127 136H128V135H127ZM133 136H134V134H133ZM149 136H152V135H149ZM161 136H162V135H161ZM175 136H176V135H175ZM198 136H199V135H198ZM207 136H208V135H207ZM209 136H210V134H209ZM209 136H208V139H209V138L211 139V137H209ZM248 136H249V135H248ZM252 136H254V135H252ZM252 136H251V137H252ZM139 137H140V136H139ZM152 137H153V136H152ZM158 137H159V136H158ZM162 137H163V136H162ZM162 137H161V138H162ZM184 137H185V136H183V138H184ZM186 137H187V136H186ZM191 137H192V134H191ZM200 137H201V136H200ZM204 137H206V136H204ZM244 137H245V136H244ZM257 137L261 138L260 135H259V136L257 135ZM257 137L254 138V139L256 140ZM124 138H125V137H124ZM142 138H144V134H143V137H142ZM142 138H140V140H141ZM148 138L150 139V137H148ZM148 138H147V140H149ZM167 138H168V137H167ZM193 138H194V137H193ZM195 138H196V137H195ZM152 139L154 140V138H152ZM156 139H157V138H156ZM175 139H176V138H175ZM188 139H189V138H188ZM190 139H191V138H190ZM197 139H199V138H197ZM208 139H207V140H208ZM213 139H214V138H213ZM245 139H246V137H245ZM252 139H253V138H252ZM252 139H249V137H248V140L252 141ZM262 139H263V137H262ZM150 140H151V139H150ZM157 140H158V139H157ZM184 140H185V139H184ZM184 140H183V142H184ZM203 140H204V139H203ZM203 140H202V141H203ZM235 140H236V141H235ZM246 140H247V139H246ZM248 140H247V141H248ZM142 141H143V140H142ZM155 141H156V140H155ZM158 141H159V140H158ZM168 141H169V140H168ZM193 141H195V140H193ZM212 141H213V140H212ZM250 141H249V142H250ZM253 141H254V140H253ZM258 141H259V139H258ZM263 141H264V140H262V141L260 140L261 143H262ZM121 142H122V141H121ZM140 142H141V141H140ZM146 142H147V141H146ZM189 142H190V140H189ZM204 142H206V141L204 140ZM204 142H203V143H204ZM208 142H209V140L207 141V143H208ZM239 142H241V141H239ZM260 142H259V143H260ZM137 143H138V142H137ZM148 143H149V142H148ZM148 143H147V144H148ZM159 143H160V142H159ZM197 143H198V142H197ZM199 143H201V142L199 141ZM199 143H198V144H199ZM212 143H213V142H212ZM259 143H258V144H259ZM145 144H146V143H145ZM147 144H146V146H147ZM155 144H156V142H155ZM186 144H187V143H186ZM189 144H190V143H189ZM237 144H238V143H237ZM242 144H243V143H242ZM255 144H257V143L255 142ZM39 145H41V144H39ZM111 145H112V144H111ZM138 145H139V144H138ZM143 145H144V144H143ZM163 145H164V144H163ZM193 145H194V144H193ZM193 145H192V148H195V147H193ZM204 145H205V144H204ZM218 145H217V146H218ZM259 145H260V144H259ZM261 145H262V144H261ZM118 146H119V145H118ZM144 146H145V145H144ZM150 146H151V143L149 144V147H150ZM181 146H182V145H181ZM194 146H196V145H194ZM199 146H201V144H200ZM237 146H238V145H237ZM239 146H241V145H239ZM121 147H122V146H121ZM121 147H120V148H121ZM138 147H139V146H138ZM152 147H153V146H152ZM152 147H151V148H152ZM155 147H156V146H155ZM197 147H198V146H197ZM203 147H204V146H203ZM222 147H223L224 149H223ZM245 147H246V146H245ZM253 147H254V146H253ZM262 147H263V146H262ZM46 148H47V147H46ZM145 148H146V147H145ZM168 148H169V147H168ZM172 148H173V147H172ZM192 148H190V149H192ZM200 148H202V146H201ZM235 148H236V147H235ZM238 148H239V147H238ZM246 148H247V147H246ZM146 149H147V148H146ZM153 149H154V148H153ZM187 149H188V148H187ZM205 149H206V147H205ZM205 149H203L204 152H206ZM240 149H241V147H240ZM260 149H261V148H260ZM43 150H44V149H43ZM120 150H121V149H120ZM158 150H160V149H158ZM165 150H166V149H165ZM168 150H170V149H168ZM173 150H174V149H173ZM184 150H185V149H184ZM184 150H183V151H184ZM198 150H200V149H198ZM235 150H236V149H235ZM235 150H234V151H235ZM244 150H245V149H244ZM253 150H254V149H253ZM176 151H177V150H176ZM192 151H193V150H192ZM209 151H210V150H209ZM239 151H240V150H239ZM152 152H153V151H152ZM157 152H158V151H157ZM167 152H168V151H167ZM215 152H216V151H215ZM248 152H250V151H248ZM258 152H259V151H258ZM153 153H155V151H154ZM168 153H169V152H168ZM168 153H166V157H167V154H168ZM176 153H177V152H176ZM232 153H233V152H232ZM164 154H165V153H164ZM170 154H171V152H170ZM174 154H175V153H174ZM205 154H206V153H205ZM242 154H243V153H242ZM259 154H260V153H259ZM261 154H262V153H261ZM162 155H163V154H162ZM230 155H231V154H230ZM232 155H234V154H232ZM239 155H240V154H239ZM22 156H23V155H22ZM140 156H141V155H140ZM159 156H160V155H159ZM163 156H165V155H163ZM202 156H204V155H202ZM212 156H214V154H213ZM235 156H236V155H235ZM240 156H241V155H240ZM256 156H257V154H256ZM20 157H21V156H20ZM64 157H65V156H64ZM175 157H177V156H175ZM175 157H174V160H173V159H172V155H171V159H172L174 162H175V159H176ZM205 157H206V156H205ZM209 157H210V156H209ZM241 157H243V156H241ZM119 158H120V157H119ZM179 158H181V157H179ZM190 158H191V157H190ZM220 158H221V159H220ZM230 158H232V157H230ZM237 158H238V157H237ZM253 158H254V157H253ZM255 158H257V157H255ZM61 159H63V158H61ZM171 159H170V160H171ZM182 159H183V157H182ZM182 159H181V160H182ZM192 159H194V158H192ZM232 159H233V158H232ZM111 160H112V159H111ZM166 160H167V162H168L169 159L166 158ZM178 160H179V159H178ZM178 160H177V161H178ZM245 160H246V159H245ZM18 161H19V160H18ZM31 161H32V160H31ZM161 161H162V160H161ZM163 161H164V160H163ZM188 161H190V160L188 159ZM191 161H192V160H191ZM222 161H224V159H223ZM222 161H221V163H222ZM237 161H238V160H237ZM63 162H64V161H63ZM138 162H139V161H138ZM164 162H166V161H164ZM170 162H171V161H170ZM182 162H184V161H182ZM218 162H219V161H218ZM255 162H256V161H255ZM255 162H254V163H255ZM225 163H226V162H225ZM230 163H231V162H230ZM233 163H234V162H233ZM257 163L259 164L260 162L257 161ZM138 164H139V163H138ZM147 164H148V163H147ZM160 164H161V163H160ZM169 164H170V163H169ZM171 164H172V162H171ZM178 164H179V162H178ZM180 164H181V163H180ZM205 164H206V163H205ZM207 164H208V163H207ZM212 164H213V163H212ZM234 164H235V163H234ZM245 164H246V163H245ZM245 164H244V166H245ZM151 165H152V164H151ZM183 165H184V164H183ZM198 165H199V163H198ZM210 165H211V164H210ZM213 165H214V164H213ZM215 165H216V164H215ZM215 165H214V166H215ZM217 165H218V164H217ZM220 165H221V164H220ZM220 165H218V167H219ZM222 165H223V164H222ZM226 165H227V164H226ZM239 165H242V164H239ZM165 166H166V165H165ZM168 166H169V165H168ZM170 166H171V165H170ZM223 166H224V165H223ZM242 166H243V165H242ZM244 166H243V167H244ZM247 166H248V165H247ZM253 166H254V165H253ZM29 167H30V166H29ZM181 167H182V166H181ZM197 167H198V166H197ZM224 167H225V166H224ZM224 167H223V169H224ZM239 167H240V166H239ZM162 168H165V167H162ZM173 168H174V167H173ZM215 168H216V166H215ZM229 168H230V166H229ZM235 168H236V165H235ZM235 168H234V169H235ZM245 168H246V167H244V169H245ZM248 168H249V167H248ZM252 168H253V167H252ZM254 168H255V167H254ZM263 168H264V167H263ZM263 168H262V169H263ZM77 169H78V168H77ZM166 169H167V168H166ZM170 169H171V168H170ZM258 169H259V167H258ZM260 169H261V168H260ZM35 170H36V169H35ZM118 170H119V169H118ZM142 170H143V169H142ZM153 170H154V169H153ZM168 170H169V169H168ZM173 170H174V169H173ZM225 170H226V169H225ZM246 170H247V168H246ZM170 171H172V170H170ZM228 171H229V170H228ZM235 171H236V170H234L233 173H235L236 176H237V175L240 176L239 174H237L239 171H238L237 173H236ZM249 171H250V170H249ZM259 171H260V170H259ZM263 171H264V170H263ZM155 172H156V171H155ZM193 172H194V171H193ZM213 172H214V171H213ZM213 172H212V173H213ZM230 172H231V171H230ZM260 172H261V171H260ZM260 172L258 173V175H256V174H257V172H256V173H255L256 178H252V180H253V179H254V180H253V181H249V184H251V186H249V187H250V191H251V193H252V197H251V202H250V204H249V205H246V207L243 206L244 208H243L242 206L240 207V205H241V200H240V204H239L238 206H237V204H235L236 202H234V205H233L232 207L230 206V207H231V211H235V212H236V214H234L235 217H234L233 220L230 222L231 224L229 223V225H231V227H232V230H231L232 240L230 241V240L228 239L230 242H229V241H228V242L225 241V243H226V248H229L231 251H229L228 253H225L227 256H225V257L222 258V260H223V261H222V264H223V263H224V264H239V263H241V264H264V178L261 177V173H262V172H261V173H260ZM197 173H198V172H197ZM197 173H196V175H197ZM208 173H209V172H208ZM219 173H220V172H219ZM222 173H223V172H222ZM244 173H245V172H244ZM250 173H251V172H250ZM27 174H28V173H27ZM27 174H26V175H27ZM35 174H36V173H35ZM54 174H55V173H54ZM57 174H59V173H57ZM166 174H167V173H166ZM178 174H179V173H178ZM200 174H201V172H200ZM215 174H216V173H215ZM227 174H228V173H227ZM231 174H232V173H231ZM235 174H234V175H235ZM240 174H241V173H240ZM22 175H23V174H22ZM28 175H29V174H28ZM105 175H106V174H105ZM213 175H214V174H213ZM219 175H220V174H219ZM244 175H245V174H244ZM259 175H260V177H259ZM0 176H1V175H0ZM2 176H3V175H2ZM53 176H54V175H53ZM128 176H129V175H128ZM214 176H215V175H214ZM222 176H223V174H222ZM226 176H227V175H226ZM238 176H237V177H238ZM30 177H31V176H30ZM37 177H38V176H37ZM101 177H102V176H101ZM129 177H131V176H129ZM197 177H198V176H197ZM217 177H218V176H217ZM233 177H234V176H233ZM237 177H236V178H237ZM242 177H243V176H242ZM245 177H247V176H245ZM252 177H253V175H252ZM27 178H29V177H27ZM57 178H58V177H57ZM209 178H210V177H209ZM211 178H212V177H211ZM228 178H229V177H228ZM240 178H241V177H240ZM240 178H239V179H240ZM31 179H32V178H30V180H31ZM38 179H39V178H38ZM38 179H37V180H38ZM55 179H56V178H55ZM72 179H73V178H72ZM109 179H110V178H109ZM129 179H132V178H129ZM199 179H200V178H199ZM217 179H218V178H217ZM217 179H216V180H217ZM237 179H238V178H237ZM239 179H238V181H239ZM242 179H244V177L241 178V180H242ZM1 180H2V179H1ZM23 180H24V178H23ZM23 180H22V181H23ZM39 180H40V179H39ZM56 180H57V179H56ZM58 180H59V179H58ZM216 180H215V181H216ZM227 180H228V179H227ZM233 180H234V178H233ZM3 181H4V180H3ZM20 181H21V180H20ZM20 181H19V182H20ZM24 181H25V180H24ZM60 181H61V180H60ZM129 181H130V180H129ZM129 181H128V182H129ZM134 181H135V180H134ZM172 181H173V180H172ZM229 181H230V179H229ZM236 181H237V180H236ZM242 181H243V182H242ZM242 181H239V182H240L241 184L243 183V185H245L244 182L246 183L247 180H245V181L242 180ZM40 182H41V181H40ZM131 182H133V181H131ZM221 182H222V181H221ZM230 182H231V181H230ZM250 182H251V183H250ZM168 183H169V182H168ZM226 183H227V182H226ZM233 183H234V181H233ZM233 183H232V184H233ZM17 184H18V183H17ZM20 184H21V183H20ZM26 184H27V183H26ZM73 184H74V183H73ZM130 184H131V183H130ZM189 184H190V182H189ZM198 184H199V183H198ZM210 184H211V183H210ZM218 184H219V183H218ZM218 184H217V185H218ZM222 184H223V183H222ZM228 184H229V183H228ZM228 184H227V185H228ZM241 184L239 185L240 187L242 186ZM13 185H14V184H13ZM194 185H196V183H195ZM233 185H235V184H233ZM237 185H238V184H237ZM246 185H247V184H246ZM10 186H11V185H10ZM17 186H18V185H17ZM91 186H92V185H91ZM91 186H90V187H91ZM132 186H133V185H132ZM134 186H135V185H134ZM192 186H193V185H192ZM192 186H191V187H192ZM197 186H198V185H197ZM239 186H238V187H239ZM247 186H248V185H247ZM26 187H28V186H26ZM79 187H80V186H79ZM173 187H174V186H173ZM199 187H200V186H199ZM202 187H203V186H202ZM212 187H213V186H212ZM212 187H210V188H212ZM9 188H10V187H9ZM22 188H23V187H21V189H22ZM83 188H84V187H83ZM138 188L140 189V187H138ZM194 188H195V187H194ZM197 188H198V187H197ZM197 188H196V189H197ZM203 188H205V187H203ZM226 188H227V187H226ZM231 188H233V187H231ZM242 188H245V187H242ZM13 189H14V188H13ZM17 189H18V188H17ZM25 189H26V188H25ZM78 189H81V188H78ZM86 189H87V190H85V191H88V190H89L88 187H87ZM134 189H135V188H134ZM181 189H182V188H181ZM198 189H199V188H198ZM229 189H230V188H229ZM237 189H238V188L236 187V190H237ZM239 189H240V188H239ZM239 189H238V190H239ZM91 190H92V189H91ZM191 190H192V189H191ZM204 190H205V189H204ZM220 190H221V189H220ZM232 190H233V189H232ZM240 190H241V189H240ZM243 190H244V191H243ZM243 190H242V191L244 192V195H245V193H246L245 191H246L247 189H246V190L243 189ZM11 191H12V190H11ZM28 191H29V190H28ZM78 191H79V190H78ZM80 191H81V190H80ZM83 191H84V189H83ZM89 191H90V190H89ZM14 192H15V191H14ZM20 192H21V191H20ZM95 192H96V191H95ZM196 192H197V191H196ZM210 192H211V191H210ZM232 192H233V191H232ZM238 192H239V191H238ZM97 193H98V192H97ZM212 193H213V192H212ZM226 193H227V192H226ZM234 193H235V195H237L236 192H234ZM239 193H240V192H239ZM247 193H250V192H247ZM247 193H246V194H247ZM251 193H250V194H251ZM70 194H71V193H70ZM90 194H91V192H90ZM90 194H89V195H90ZM98 194H99V193H98ZM195 194H196V193H195ZM204 194H205V193H204ZM207 194H208V193H207ZM222 194H223V192H222ZM241 194H242V193H241ZM64 195H65V194H64ZM82 195H83V194H82ZM84 195H86V194H84ZM89 195H88V196H89ZM95 195H96V193H95ZM213 195H214V194H213ZM235 195L233 194V196H235ZM247 195H248V194H247ZM247 195H245V196H247ZM15 196H16V195H15ZM88 196H87V197H88ZM203 196H204V195H203ZM208 196H209V195H208ZM58 197H59V196H58ZM60 197H61V196H60ZM79 197H80V195H79ZM84 197H85V196H84ZM89 197H91V196H89ZM89 197H88V198H89ZM169 197H170V196H169ZM240 197H241V196H240ZM14 198H16V197H14ZM29 198H30V197H29ZM32 198H33V197H32ZM85 198H86V197H85ZM178 198H179V197H178ZM205 198H206V197H205ZM228 198H229V197H228ZM243 198H244V196H243ZM249 198H250V196H249ZM9 199H10V198H9ZM12 199H13V198H12ZM60 199H61V198H60ZM67 199H68V198H67ZM74 199H75V198H74ZM86 199H87V198H86ZM190 199H191V198H190ZM216 199H217V198H216ZM225 199H226V198H225ZM230 199H232V198H230ZM241 199H242V197H241ZM244 199H245V198H244ZM27 200H28V199H27ZM33 200H34V199H33ZM35 200H36V199H35ZM65 200H66V199H65ZM75 200H76V199H75ZM77 200H78V199H77ZM77 200H76V201H77ZM183 200H184V199H183ZM238 200H239V199H238ZM247 200H248V199H247ZM60 201H61V200H60ZM69 201H70V202H68V203L70 204V203H71V200H69ZM86 201H87V200H86ZM90 201H91V200H90ZM199 201H200V200H199ZM201 201H202V200H201ZM236 201H237V200H236ZM245 201H246V200H245ZM11 202H12V201H11ZM37 202H38V201H37ZM78 202H79V201H78ZM212 202H213V201H212ZM230 202H231V201H230ZM242 202H243V201H242ZM31 203H32V202H31ZM74 203L76 204V202H74ZM84 203H85V202H84ZM195 203H196V202H195ZM248 203H249V201H248ZM25 204H26V203H25ZM55 204H56V203H55ZM91 204H92V203H91ZM186 204H187V203H186ZM218 204H219V202H218ZM223 204H224V203H223ZM226 204H227V203H226ZM231 204H232V203H231ZM66 205H67V204H66ZM70 205H71V204H70ZM73 205H74V204H73ZM216 205H217V204H216ZM42 206H43V205H41V207H42ZM62 206H63V204H62ZM78 206H80V205H78ZM33 207H35V206H33ZM64 207H65V206H64ZM73 207H74V206H73ZM195 207H196V206H195ZM219 207H220V206H219ZM226 207H228V206H226ZM0 208H1V206H0ZM38 208H39V207H38ZM54 208H55V207H54ZM56 208H57V207H56ZM59 208H60V207H59ZM67 208H68V207H67ZM192 208H193V207H192ZM39 209H40V208H39ZM43 209H45V208H43ZM62 209H63V208H62ZM71 209H73V208L71 207ZM193 209H194V208H193ZM0 210H1V209H0ZM7 210H8V209H7ZM34 210H35V209H34ZM41 210H42V209H41ZM59 210H60V209H59ZM19 211H20V210H19ZM27 211H28V209H27ZM32 211H33V210H32ZM35 211H39V210H35ZM35 211H34L33 213H35ZM44 211H45V210H44ZM53 211H54V210H53ZM53 211H52V212H53ZM68 211H69V210H68ZM68 211H67V213H68ZM71 211H72V210H70L69 213H70ZM199 211H200V210H199ZM228 211H230V210H228ZM12 212H13V211H12ZM12 212H11V213H12ZM20 212H21V211H20ZM25 212H26V211H24V212L22 211L20 216H22V213H25ZM52 212H51V214H52ZM78 212H79V211H78ZM94 212H95V211H94ZM217 212H218V211H217ZM16 213H19V212H18V209H17V211L14 213V215H16ZM30 213H31V212H30ZM36 213H37V212H36ZM41 213H43V212H41V211H40V213L38 212V214H40V216H41ZM63 213H64V212H63ZM179 213H180V211H179ZM192 213H193V212H192ZM210 213H211V212H210ZM19 214H20V213H19ZM25 214H26V213H25ZM28 214H29V213H27L26 215L30 217L31 214H30V215H28ZM53 214H55V213H53ZM53 214H52V217H53ZM56 214H58V213H56ZM64 214H66V213H64ZM64 214H61V215H64ZM72 214H73V213H72ZM72 214H71V215H72ZM93 214H94V213H93ZM95 214H96V213H95ZM196 214H198V213H196ZM220 214H221V213H220ZM220 214H219V215H220ZM225 214H226V213H225ZM2 215H4V214H2ZM5 215H6V214H5ZM10 215H11V214H10ZM17 215H18V214H17ZM26 215H25V216H26ZM44 215H45V213H44L42 216H44ZM66 215H67V214H66ZM66 215H65V216H66ZM68 215H69V214H68ZM73 215H75V214H73ZM73 215H72V216H73ZM209 215H210V214H209ZM211 215H212V214H211ZM223 215H224V214H223ZM18 216H19V215H18ZM18 216H17V217H18ZM23 216H24V215H23ZM35 216H36V214H35ZM45 216H46V215H45ZM59 216H60V215H59ZM59 216H58V217H59ZM65 216H64V217H65ZM214 216H215V215H214ZM232 216H233V215H232ZM15 217H16V216H15ZM15 217H14V219H15ZM17 217H16V218H17ZM29 217H27V218H29ZM33 217H34V216H33ZM49 217H51V216H49ZM62 217H63V216H62ZM66 217H67V216H66ZM73 217H74V219L76 220L77 217H76V216H73ZM75 217H76V218H75ZM103 217H104V216H103ZM151 217H152V216H151ZM191 217H192V214H191ZM230 217H231V216H230ZM19 218H20V217H18V220H15V221L19 222ZM24 218H25V217H23V219H24ZM27 218H26V219H27ZM36 218H37V217H36ZM39 218H40V220H42L44 217H43V218H42V217H39ZM41 218H42V219H41ZM46 218H47V217H46ZM59 218L61 219V216H60ZM59 218H56V219H59ZM78 218H79V217H78ZM85 218H86V217H85ZM88 218H89V217H88ZM101 218H102V217H101ZM182 218H183V217H182ZM192 218H193V217H192ZM192 218H191V219H192ZM195 218H196V217H195ZM213 218H214V217H213ZM221 218H223V217H221ZM0 219H1V217H0ZM2 219H6V218L3 217ZM2 219H1V220H2ZM23 219L20 218V220H23ZM31 219H32V218H31ZM47 219H48V218H47ZM50 219H52V218H50ZM69 219H71V216H70ZM103 219L106 220V218H103ZM154 219H155V218H154ZM179 219H180V218H179ZM179 219L177 220L178 222H179ZM199 219H200V217H199ZM1 220H0V222H1ZM38 220H39V219H38ZM64 220H65V219H64ZM66 220H67V219H66ZM77 220H78V221H82L81 219H80V220L77 219ZM88 220H89V219H88ZM186 220H187V219H186ZM186 220H183V221L185 222ZM189 220H190V219H189ZM192 220H193V219H192ZM196 220H197V219L194 220L195 223H196ZM205 220H206V219H205ZM7 221H8V220H7ZM13 221H14V220H13ZM25 221L27 222L28 220H25ZM30 221H31V220H30ZM46 221H47V220H46ZM50 221H51V220H50ZM53 221H54V218H53ZM55 221H56V220H55ZM55 221H54V223H55ZM68 221H69V220H68ZM68 221H67V222H68ZM71 221H73V219H71ZM83 221H84V220H83ZM173 221H174L173 224H174V223L176 224L175 220H173ZM190 221H191V220H190ZM194 221H193V222H194ZM216 221H217V220H216ZM220 221H221V220H220ZM229 221H230V220H229ZM3 222L6 223V221H3ZM11 222H12V221H11ZM17 222H15V223H17ZM44 222H45V221H44ZM44 222H43V220H42V223H44ZM56 222H58V220H57ZM61 222H62V221H61ZM75 222H76V221H75ZM85 222H87V221H85ZM89 222H91V221H89ZM103 222H104V221H103ZM106 222H107V221H106ZM120 222H121V221H120ZM133 222H134V221H133ZM178 222H177V223H178ZM181 222H182V221H181ZM202 222H203V221H202ZM210 222H211V221H210ZM227 222H228V221H227ZM21 223H22V222H21ZM46 223H47V222H46ZM54 223H52V224L54 225ZM59 223H60V222H58V224H59ZM65 223H66V222H65ZM70 223H71V222H70ZM73 223H74V222H73ZM79 223H80V222H79ZM79 223H78V224H79ZM87 223H88V222H87ZM87 223H85V225H88ZM91 223H92V222H91ZM91 223H90V224H91ZM116 223H119V221H118V222L116 221ZM123 223H124V222H123ZM125 223H126V222H125ZM169 223H170V222H168V225H170ZM179 223H180V222H179ZM179 223H178V226H179ZM182 223H183V222H182ZM199 223H200V222H199ZM214 223H215V222H214ZM19 224H20V222H19ZM40 224H41V221H40ZM48 224H49V222H48ZM55 224H56V223H55ZM66 224H67V223H66ZM74 224H77V222L74 223ZM80 224H81V223H80ZM83 224H84V223H83ZM92 224H93V223H92ZM95 224H96V223H95ZM95 224H94V226H95ZM101 224H103V223H101ZM106 224H109V223H106ZM121 224H122V223H121ZM173 224H172V225H173ZM216 224H217V223H216ZM4 225H5V224H4ZM9 225H10V224H9ZM20 225H21V224H20ZM35 225H39V223H38V224H35ZM35 225H34V226H35ZM45 225H46V224H45ZM49 225L51 226V224H49ZM61 225H62V223H61ZM68 225H69V224H68ZM71 225H73V224H71ZM126 225H127V224H126ZM172 225H171V226H172ZM186 225H189V224L186 223ZM195 225H196V224H195ZM198 225H199V224H198ZM198 225H197V226H198ZM11 226H12V225H11ZM13 226H14V224H13ZM17 226H18V225H17ZM28 226H29V225H28ZM55 226H56V225H55ZM55 226H54L53 229H54V230H57V228L55 229ZM58 226H59V225H58ZM58 226H56V227H58ZM77 226H78V225H77ZM90 226H91V225H90ZM96 226H97V224H96ZM96 226H95V227H96ZM98 226H99V223H98ZM98 226H97V227H98ZM102 226H103V225H102ZM102 226H101V230H102V228H103V230H104V227H102ZM104 226H105V225H104ZM106 226H107V225H106ZM130 226H131V225H130ZM166 226H167V225H166ZM180 226H181V223H180ZM201 226H202V225H201ZM215 226H216V225H215ZM6 227H7V225H6ZM6 227H5L4 229L8 231V228H10V227L8 226L7 229H6ZM21 227H22V225H21ZM26 227H27V226H26ZM35 227H36V226H35ZM38 227H40V226H38ZM38 227H36V228H38ZM41 227H42V225H41ZM43 227H44V226H43ZM43 227H42V228H43ZM45 227H46V226H45ZM51 227H52V226H51ZM59 227H60V226H59ZM63 227H64V226H63ZM65 227H66L67 229H68V228L70 229L72 226H71V227H68V226L65 225ZM88 227H89V225H88ZM158 227H159V226H158ZM183 227H184V225H183ZM228 227H229V226H228ZM2 228H3V227H1V229H2ZM13 228H16V225H15V227H12V230H10V232L13 231ZM24 228H25V227H24ZM32 228H33V227H32ZM42 228H41V229H42ZM49 228H50V227H49ZM79 228H80V225H79V227H77V228H76V226H73V227L71 228L72 230H71V229H70V230L68 229V231L66 232V234H67L66 236L69 238L70 241H71V239H74L76 236L78 237V235L75 233L76 231H74L73 229H75V230L77 229V230H78ZM139 228H140V227H139ZM147 228H148V227H147ZM166 228H167V227H166ZM173 228H175V225H174ZM177 228H178V227H176V229H177ZM10 229H11V228H10ZM17 229H18V228H17ZM17 229H16L15 231H17ZM33 229H35V228H33ZM39 229H40V228H39ZM41 229H40V232H41ZM46 229H48V226H47V228H45V230H46ZM53 229L50 228V230H52L51 232L54 233V230H53ZM67 229H66V230H67ZM86 229H87V227H86ZM88 229H89V228H88ZM88 229H87V230H88ZM120 229H121V228H120ZM127 229H128V227H127ZM131 229H132V228H131ZM170 229H171V228H170ZM182 229H183V228H182ZM206 229H207V228H206ZM216 229H217V228H216ZM229 229H230V228H229ZM18 230H19V229H18ZM22 230H23V228H22ZM25 230H26V229H25ZM35 230H36V229H35ZM42 230H44V229H42ZM59 230H61V233L65 232V231L62 232V229H61V228H59ZM96 230H97V229H96ZM98 230H100L99 227H98ZM106 230H107V229H106ZM128 230H129V229H128ZM135 230H136V229H135ZM172 230H173V229H172ZM177 230H178V229H177ZM20 231H21V230H20ZM46 231H47V230H46ZM73 231H74V232H73ZM78 231H79V230H78ZM78 231H77V232H78ZM85 231H86V230H85ZM126 231H127V230H126ZM144 231H145V230H144ZM173 231H174V230H173ZM179 231H180V230H179ZM183 231H184V230H183ZM212 231H213V230H212ZM4 232H6V231H4ZM10 232H9L7 235L10 236ZM13 232H14V231H13ZM13 232L11 233V235H12V234H15V233H13ZM17 232H19V231H17ZM21 232H24V231H21ZM36 232H37V231H36ZM82 232H83V231H82V227H81V232H80V235H79V236L82 235ZM170 232H171V231H170ZM176 232H177V231H176ZM180 232H181V231H180ZM221 232H222V231H221ZM225 232H226V231H225ZM28 233H29V235H30V237H31L30 232H28ZM41 233H45V232L42 231ZM61 233L59 232V234H61ZM127 233H128V232H127ZM138 233H139V232H138ZM140 233H141V232H140ZM144 233H145V232H144ZM144 233H143V234H144ZM164 233H165V232H164ZM172 233H173V232H172ZM214 233H215V232H214ZM216 233H217V232H216ZM16 234H17V233H16ZM16 234H15V236H16ZM18 234H19V233H18ZM18 234H17V235H18ZM24 234H25V232H24ZM26 234H27V232H26ZM78 234H79V233H78ZM88 234H89V236H90V233H87L86 236H87ZM97 234H98V233H97ZM136 234H137V233H136ZM174 234L176 235V233H174ZM181 234H182V233H181ZM209 234H210V233H209ZM222 234H223V233H222ZM222 234H219V235H222ZM225 234H226V233H225ZM20 235L22 236V234H20ZM29 235H28V236H29ZM48 235H49V234H48ZM51 235H52V234H51ZM95 235H96V234H95ZM137 235H138V234H137ZM146 235H147V234H146ZM213 235H214V234H213ZM213 235H212V236H213ZM228 235H229V233H228ZM0 236H1V235H0ZM13 236H14V235H13ZM23 236H24V235H23ZM23 236H22V237H23ZM26 236H27V235H26ZM26 236H24V238H25ZM28 236H27V237H28ZM34 236H36V235H34ZM34 236L32 235V240L29 239V238H28V239L31 240V242H32V241L34 240V239H33ZM46 236H47V234H46ZM49 236H50V235H49ZM52 236H53V235H52ZM55 236H56V235H55ZM83 236H84L83 238H87V237H85L84 234H83ZM135 236H136V235H135ZM172 236H173V235H172ZM180 236H182V235H180ZM214 236H215V235H214ZM6 237H7V236H6ZM18 237H19V235H18ZM22 237H20V238H21L20 240H21V241H24V240L22 239ZM50 237H51V236H50ZM53 237H54V236H53ZM62 237H63V236H62ZM62 237H61V238H62ZM200 237H201V236H200ZM207 237H208V236H207ZM220 237H221V236H220ZM9 238H11V237H9ZM47 238H49V237H47ZM54 238H55V237H54ZM54 238H53V240L55 241L56 238H55V239H54ZM79 238H81V237H79ZM130 238H131V237H130ZM140 238H141V237H140ZM140 238H139V239H140ZM157 238H158V237H157ZM164 238H165V237H164ZM164 238H163V239H164ZM178 238H179V237H178ZM185 238H186V237H185ZM216 238H217V235H216ZM216 238H215V239H216ZM228 238H229V237H228ZM4 239H7V238H4ZM25 239H26V238H25ZM35 239H36V238H35ZM38 239H39V238H38ZM76 239H77V238H76ZM98 239H99V238H98ZM101 239H102V238H101ZM119 239H120V236H119ZM133 239H134V238H133ZM154 239H155V237H154ZM203 239H204V238H203ZM11 240H12V239H11ZM14 240H15V239H14ZM16 240H17V238H16ZM16 240H15V241H16ZM20 240H19V242H20ZM29 240H27V242H25V243L31 244L30 246H32V245H33V244H32L33 242H32V243H29V242H30ZM39 240H40V239H39ZM41 240H42V239H41ZM77 240H78V239H77ZM81 240H82V239H81ZM88 240H89V239H88ZM149 240H150V239H149ZM152 240H153V239H152ZM173 240H174V239H173ZM200 240H201V239H200ZM200 240H199V241H200ZM218 240H219V238H218ZM5 241H6V240H5ZM5 241H4V242H5ZM15 241H13V242H15ZM43 241H44V239H43ZM50 241H52V240L49 238V242H50ZM57 241H59V238H58ZM60 241H61V239H60ZM60 241H59V242H60ZM63 241H64V240H63ZM82 241H84V239H83ZM82 241H80V242L83 243ZM98 241H100V240H98ZM102 241H103V240H102ZM157 241H158V240H157ZM166 241H167V240H166ZM171 241H172V240H171ZM211 241H212V240H211ZM215 241H216V240H215ZM9 242H10V241H9ZM9 242H8V243H9ZM19 242L16 241V243H19ZM40 242H41V241H40ZM45 242L47 243V239H45ZM49 242H48V243H49ZM52 242H53V241H52ZM88 242H89V241H88ZM151 242H152V241H151ZM163 242H165V240H164ZM169 242H170V241H169ZM173 242H174V241H173ZM186 242H187V240H186ZM188 242H189V241H188ZM218 242H219V241H218ZM1 243H2V242H1ZM35 243H36V242H35ZM55 243H56V241H55ZM55 243H53V244H55ZM63 243H65V242H63ZM85 243H86V242H85ZM100 243H101V241H100ZM165 243H166V242H165ZM221 243H223V241H222ZM9 244H10V243H9ZM36 244H37V243H36ZM36 244H35V245H36ZM39 244H41V243H39ZM49 244H50V243H49ZM60 244H61V246L64 245V244H62V242H60ZM65 244H68V243H65ZM70 244H71V242H70ZM70 244H69V246H70ZM72 244H73V246H74L75 242L73 241ZM72 244H71V245H72ZM132 244H133V243H132ZM173 244H174V243H173ZM182 244H183V243H182ZM207 244H208V243H207ZM216 244H218V243H216ZM11 245H12V244H11ZM14 245H15V244H14ZM18 245H19V244H17V247H18ZM21 245H23V243H22ZM35 245H34V246H35ZM41 245H42V244H41ZM45 245H47V244H45ZM45 245H43V246H45ZM56 245H57V244H56ZM135 245H136V243H135ZM138 245H139V244H138ZM150 245H151V244H150ZM156 245H157V243H156ZM161 245H164V244H161ZM175 245H177V244H175ZM188 245H190V247L192 246L190 243H189ZM219 245L221 246L222 244H218V246H219ZM2 246H3V245H2ZM26 246H27V245H26ZM34 246H33V247H34ZM37 246H38V245H37ZM54 246H55V245H54ZM57 246H58V245H57ZM61 246H60V247H61ZM64 246H65V245H64ZM69 246H68V247H69ZM75 246H76V245H75ZM142 246H143V245H142ZM151 246H152V245H151ZM159 246H160V245H159ZM165 246H166V245H165ZM168 246H169V245H168ZM178 246H179V243H178ZM178 246H177V247H178ZM207 246H208V245H207ZM211 246H212V245H211ZM3 247L5 248V246H3ZM9 247H10V246H9ZM20 247H21V246H20ZM24 247H25V246H24ZM33 247H32V248H33ZM38 247H39V246H38ZM52 247H53V245H52ZM55 247H56V246H55ZM55 247H54V249H55ZM66 247H67V246H65V248H66ZM146 247H147V246H146ZM160 247H161V246H160ZM172 247L174 248V246H172ZM186 247H187V246H186ZM192 247H193V246H192ZM194 247H195V246H194ZM203 247H204V246H203ZM1 248H2V247H1ZM1 248H0V249H1ZM40 248H42V247H40ZM49 248H50V247H49ZM62 248H63V247H62ZM70 248H71V247H70ZM72 248H73V247H72ZM138 248H139V247H138ZM152 248H153V247H152ZM164 248H165V247H164ZM168 248H169V247H168ZM173 248H172V249H173ZM184 248H185V247H184ZM209 248H210V247H209ZM226 248H225L224 250H226ZM19 249H20V248H17V251H19ZM22 249H23V248H22ZM22 249H21V250H22ZM26 249H28V248H26ZM36 249H37V247H36ZM38 249H39V248H38ZM45 249H47V248H45ZM125 249H126V248H125ZM143 249H144V248H143ZM147 249H148V248H147ZM147 249H146V250H147ZM155 249H156V248H155ZM181 249H183V248H181ZM203 249H204V248H203ZM218 249H219V248H218ZM1 250H2V249H1ZM34 250H35V249H34ZM43 250H44V249H43ZM51 250H52V249H51ZM51 250H50V251H51ZM61 250H62V249H61ZM73 250H75V248H74ZM73 250H72V251H73ZM128 250H129V249H128ZM131 250H132V249H131ZM148 250H149V249H148ZM148 250H147V251H148ZM150 250H151V249H150ZM158 250H160V248H159ZM161 250H163V249L161 248ZM173 250H174V249H173ZM184 250H185V249H184ZM195 250H196V249H195ZM197 250H198V249H197ZM208 250H209V249H208ZM212 250H214V249H212ZM221 250H223V249H221ZM14 251H15V249H14ZM17 251L14 252L15 255H16V252H17ZM46 251H48V249H47ZM52 251H53V250H52ZM52 251H51V255L53 254ZM58 251H59V248H58ZM76 251H77V250H76ZM76 251H73V252H75V253H73V255L78 253V252L76 253ZM155 251H156V250H155ZM201 251H202V249H201ZM216 251H217V250H216ZM216 251H215V252H216ZM11 252H12V250H11ZM32 252H33V251H32ZM36 252H37V251H36ZM36 252H33V253H35V255L38 256V254H36ZM40 252L43 253L42 250H40L39 253H40ZM56 252H57V251H56ZM61 252H62V251H61ZM63 252H64V251H63ZM68 252H69V251H68ZM90 252H91V251H90ZM100 252H101V250H100ZM106 252H107V251H106ZM122 252H125V251L122 250ZM128 252H129V251H126L127 254H128ZM143 252H144V251H143ZM150 252H151V251H150ZM150 252H148V253H150ZM158 252H159V251H158ZM161 252H162V251H161ZM165 252H166V251H165ZM174 252H175V251H174ZM176 252H177V251H176ZM184 252H185V251H184ZM188 252H189V251H188ZM213 252H214V251H213ZM218 252H219V251H218ZM225 252H226V251H225ZM0 253H1V252H0ZM3 253H4V252H2V254H3ZM21 253H22V252H21ZM30 253H31V251L28 253V255H31V254H32V253H31V254H30ZM41 253H40L39 255H42ZM57 253H58V252H57ZM91 253H92V252H91ZM91 253H89V254L91 255ZM103 253H104V252H103ZM107 253H108V252H107ZM118 253H119V252H118ZM145 253H146V252H145ZM163 253H164V252H163ZM163 253H162V254H163ZM177 253H179V252H177ZM203 253H204V252H203ZM208 253H209V252H208ZM211 253H212V252H211ZM219 253H220V252H219ZM221 253H222V252H221ZM2 254H0V256H1ZM5 254L7 255V254H10V253L6 252ZM11 254H12V253H11ZM17 254L19 255L20 253H17ZM55 254H56V253H55ZM62 254H63V253H62ZM64 254H66V253H64ZM84 254H85V253H84ZM86 254H88V253H86ZM89 254H88V255H89ZM93 254H94V253H92V255H93ZM100 254H101V253H100ZM100 254H99V255H100ZM119 254H121V252H120ZM119 254H118V255H119ZM123 254H124V256H125V253H123ZM123 254H122V255H123ZM133 254H134V253H133ZM143 254H144V253H143ZM143 254H142V256H143ZM159 254H160V253H159ZM167 254H168V253H167ZM170 254H171V253H170ZM172 254H176V253H172ZM225 254H223V255H225ZM6 255H5V256H6ZM12 255H13L14 260L16 261V264H18V263H17V260H18V259H17V260L15 259V257H16L17 255H16L15 257H14V254H12ZM25 255H27V253H25ZM28 255L25 256V258L27 257V260H28ZM32 255H34V254H32ZM49 255H50V253H49ZM51 255H50V256H51ZM60 255H61V254H60ZM66 255H67V254H66ZM66 255H65V256H66ZM88 255H85V256H86L87 258H91V260H89V259H88V260H89V261H92V260H93L92 257H91V256L88 257ZM103 255H104V254H102V256L100 255L99 258H98V254H97L96 261H95V259H94L93 261H95V262H92V263H93V264H94V263H97V260L99 261L100 257H101V260H103V258H102ZM107 255H108V254H107ZM109 255H110V254H109ZM109 255H108V256H109ZM118 255L116 254V256H118ZM122 255H120L121 258H122ZM131 255H132V254H131ZM140 255H141V254H140ZM140 255L138 256V260H140L139 258H141ZM149 255H151V253L148 254V255H147V253H146V255H145V259H147L146 256H149ZM152 255H153V254H152ZM152 255H151V256H152ZM155 255H157V253H156ZM181 255H182V254H181ZM181 255H180V256H181ZM187 255L189 256L190 254L187 253ZM5 256H4V257H5ZM20 256H24V254H23V255H20ZM50 256H49V257H50ZM54 256H55V255H54ZM58 256H59V255H58ZM63 256H64V255H63ZM112 256H113V255H112ZM112 256H109V257L111 258ZM124 256H123V257H124ZM132 256H134V255H132ZM160 256H161V255H160ZM170 256H171V255H170ZM172 256H173V255H172ZM197 256H198V255H197ZM213 256H215V255H213ZM221 256H222V255H221ZM1 257H2V259L4 258L3 256H1ZM6 257H7V256H6ZM39 257H40V256H39ZM41 257H44V255H42ZM45 257H46V255H45ZM60 257H61V256H60ZM67 257H68V255H67ZM71 257H73V258L71 259L72 261H73L74 258L77 259V261H78V258H76V257H74V256H71ZM77 257H78V255H77ZM93 257H94V256H93ZM105 257H106V256H105ZM113 257H114V256H113ZM152 257H153V256H152ZM191 257H192V256H191ZM193 257H194V256H193ZM198 257H199V256H198ZM200 257H201V256H200ZM200 257H199V258H200ZM216 257H217V256H216ZM216 257H215V258H216ZM218 257L220 258V256H218ZM7 258H8V257H7ZM19 258H20V257H19ZM25 258L23 257V259H25ZM34 258H35V257H34ZM56 258H57V257H54V259H56ZM84 258H85V257H84ZM110 258H108V259L111 261L112 258H111V259H110ZM125 258H126V257H124V260H125ZM128 258H129V256L127 257L126 260L129 262ZM135 258H136V256H135ZM135 258H134V259H135ZM143 258H144V257H143ZM158 258H159V257H158ZM166 258H167V257H166ZM183 258H184V257H183ZM186 258H187V257H186ZM0 259H1V258H0ZM2 259H1V260H2ZM4 259H6V258H4ZM32 259H33V257H32ZM36 259H37V258H36ZM38 259H40V258H38ZM41 259H42V258H41ZM41 259H40V260H41ZM44 259H45V258H44ZM58 259H59V258H58ZM104 259H105V258H104ZM108 259H107V257H106V260H108ZM115 259H116V258H115ZM159 259H161V258H159ZM164 259H165V258H164ZM168 259H169V258H168ZM204 259H205V258H204ZM207 259H208V258H207ZM7 260H8V259H7ZM11 260H13V259H11ZM21 260H22V259H21ZM27 260H25L23 263L26 264L25 262H26ZM30 260H31V259H30ZM47 260H49V259H47ZM47 260H46V261H47ZM63 260H64V259H63ZM67 260H68V259H67ZM81 260H82V259H81ZM86 260H87V259H86ZM101 260H100V261H101ZM106 260H105V261H106ZM109 260H108V261H109ZM118 260H119L118 262H117V260H115V261H116V263L119 264V262H120V258H118ZM121 260H123V259H121ZM138 260H137V262H136V260H135V263L138 264V263H139ZM150 260H151V259H150ZM202 260H203V259H202ZM202 260H201V261H202ZM9 261H10V259L8 260V263H9ZM15 261H13V263H14ZM18 261H19V260H18ZM22 261H23V260H22ZM22 261H21V262H22ZM33 261H34V260H33ZM43 261H45V260H43ZM50 261H52V260H50ZM54 261H56V260H54ZM57 261H58V260H57ZM60 261H61V263H62V260H60ZM65 261H66V260H65ZM72 261H71V262H72ZM77 261L74 260V263L77 262ZM79 261H80V259H79ZM79 261H78V262H79ZM84 261H85V260H84ZM100 261H99V262H100ZM105 261H104V262H105ZM108 261H107V262H108ZM127 261H126V262H127ZM130 261H131V260H130ZM146 261H148V260H146ZM152 261H153V260H152ZM156 261H158V260H156ZM159 261H160V260H159ZM167 261H168V260H167ZM188 261H189V260H188ZM0 262H1V261H0ZM21 262H19V264H21ZM36 262H37V264L39 263L38 260H37ZM48 262H49V261H48ZM48 262H47V264H49ZM63 262H64V261H63ZM68 262H69V261H68ZM82 262H83V261H82ZM99 262H98V263H99ZM132 262H133V261H132ZM172 262H173V261H172ZM189 262H190V261H189ZM189 262H188V263H189ZM198 262H199V261H198ZM210 262H211V261H210ZM11 263H12V262L10 261V264H11ZM23 263H22V264H23ZM27 263H28V262H27ZM30 263H31V262H30ZM33 263H34V262H33ZM33 263H31V264H33ZM44 263L46 264V262H44ZM44 263L42 262V263H40V264H44ZM59 263H60V262H59ZM65 263H66V262H64V264H65ZM72 263H73V262H72ZM79 263H80V262H79ZM87 263H88V262H87ZM100 263L103 264L102 261H101ZM105 263H106V262H105ZM105 263H104V264H105ZM110 263H112V262H110ZM110 263H109V264H110ZM116 263H115V264H116ZM120 263H122V262H120ZM129 263H130V262H129ZM153 263H154V262H153ZM153 263H152V264H153ZM156 263H157V262H156ZM159 263H161V262H158V264H159ZM166 263H167V262H166ZM206 263H208V262H206ZM211 263H212V262H211ZM218 263H219V262H218ZM4 264H6V263H4ZM14 264H15V263H14ZM35 264H36V263H35ZM80 264H81V263H80ZM83 264H84V262H83ZM88 264H89V263H88ZM90 264H91V262H90ZM112 264H114V262H113ZM122 264H123V263H122ZM124 264H125V263H124ZM133 264H134V262H133ZM142 264H143V261H142ZM169 264H170V263H169ZM199 264H200V263H199ZM204 264H205V262H204ZM208 264H209V263H208Z\"/></svg>",
    "mask_w": 264,
    "mask_h": 264
}]
</instances>
